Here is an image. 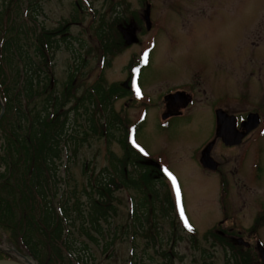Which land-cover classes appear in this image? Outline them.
<instances>
[{
	"label": "rangeland",
	"instance_id": "obj_1",
	"mask_svg": "<svg viewBox=\"0 0 264 264\" xmlns=\"http://www.w3.org/2000/svg\"><path fill=\"white\" fill-rule=\"evenodd\" d=\"M76 3L81 7V15L70 25L68 36L71 40L68 41L81 50L86 60L85 68L74 80L72 91L76 97L82 95L88 86L99 82L101 75L106 86L113 83L124 86L130 76V65L139 61L143 50L149 51L151 59L139 78L144 93L142 100L124 95L114 101L115 111L121 113L125 120L123 127L112 135L111 132L110 135L105 132L103 136L88 132L86 141H80L76 146L77 151L75 145L69 143L68 149L62 152L57 162H60L64 180L58 196L54 198V205H59L65 197L73 204L76 191L87 207L88 200L80 191L87 185L89 176L104 167L113 171L114 160L124 155L119 138L126 136L125 127L142 120L135 137L136 145L147 156V163L159 162L161 168L169 172L168 181L178 210H182L183 216L186 214L195 228V231L187 233L179 230L180 242L174 247L179 256L174 259V264H229L227 250L214 244L213 238H206L205 234L215 230L227 239L230 236L235 238L237 243L238 227L249 230L252 227L257 206L261 209L262 203L258 202L264 203V134L252 140L248 147L245 144L241 146L242 142L224 144L222 137L217 135L215 113L220 108L228 116L264 114V0H44L38 19L47 29L55 30L71 21L76 13ZM147 7L152 21L150 28L145 20ZM118 14L125 18L121 28L126 35L127 46L102 66L103 50L92 29L98 24V19L109 21ZM22 19L18 17V20ZM79 39L85 42L87 49L81 47ZM67 49L63 43L53 58L52 76L57 80L59 92L70 79L71 68L75 64ZM170 91H184L192 97L190 106L180 107L185 116L176 117L179 108H174L175 112H167L163 95ZM3 93L0 84V94ZM74 101L73 97L64 111L72 107ZM169 104L172 105L170 101ZM165 112L175 115V118L162 125ZM144 113H147L145 118ZM70 114L73 121L76 112L73 110ZM81 122L85 124L84 120ZM256 129L251 130V134ZM69 130V133L83 138L82 129H76L73 122ZM239 130L244 133L248 129L241 127ZM212 141L215 143L211 155L218 162L216 170L205 168L201 163L203 149ZM239 148L243 151L239 160L240 172ZM257 150L259 169L256 175L253 159ZM4 169L1 167V171ZM129 169L135 170L134 166L127 167ZM254 175L260 176L256 182ZM10 190L0 189L4 196L12 197ZM157 190L161 195L165 188L157 184ZM114 198L117 199L118 215L113 226L128 225L131 202L133 199L138 202L140 193L120 185L114 191ZM259 212L261 215L263 211ZM184 218L179 216L182 227ZM158 220L159 225L164 226L165 235L169 236L173 230L172 217L159 216ZM3 231L2 238L11 248H15L20 256L31 258V253L20 246L10 230ZM257 234L261 243L254 244L253 248L262 256L264 227ZM71 236L77 240V247L82 246L81 242L89 245L88 252H80L86 264H129L133 244L127 236H118L108 251L90 243L75 229ZM145 242L143 237L136 240L138 256L155 252L148 247L145 249ZM169 247L164 243L161 250ZM162 260L155 252L154 264ZM41 261L42 264L46 261L44 250ZM64 262L68 264L66 259Z\"/></svg>",
	"mask_w": 264,
	"mask_h": 264
},
{
	"label": "trees",
	"instance_id": "obj_2",
	"mask_svg": "<svg viewBox=\"0 0 264 264\" xmlns=\"http://www.w3.org/2000/svg\"><path fill=\"white\" fill-rule=\"evenodd\" d=\"M43 1L0 0V84L4 92L0 94V189H11L12 192V197H9L0 191V259L42 264L44 250V264H66L64 259L68 264H86L80 252H88L89 245L81 242L82 246H76L77 240L71 236L75 229L104 251L115 244L118 236L129 237L133 244L129 264H154L155 252L163 259L159 264H174V259L179 256L174 250L180 242L179 230L186 233L190 230L180 224L166 174L157 165L147 163L144 154L129 138L134 129L137 133L139 124H127L125 127L126 136L119 138L124 155L114 160L113 171L104 167L89 176L87 185L80 191L88 200L87 207L76 191L73 204L65 197L59 205H54V198L58 196L64 180L60 162H57L62 152L68 149L69 143H73L77 151L76 146L80 141H86L88 132L103 136L105 132L112 135L120 130L125 120L121 113L115 111L113 104L131 91L119 83L106 86L101 75L99 82L88 86L82 95L76 97L72 91L74 80L85 68L86 60L81 50L68 41L71 40L68 32L70 25L81 15V7L76 3V13L71 21L51 30L38 19ZM121 15L109 21L98 19V24L92 29L103 48L105 65L127 46L120 30L125 23ZM20 16L22 20H18ZM78 41L83 49H87L83 40ZM63 43L75 64L71 68L70 79L59 92L52 68L56 51ZM135 68L133 62L129 70L134 73ZM73 97L74 104L64 111ZM3 103L5 110L1 115ZM73 110L76 116L72 121L70 111ZM72 122L76 129H82L83 138L69 133ZM3 166L5 169L1 171ZM130 166H134L135 170H127ZM157 184L165 188L161 195L156 191ZM120 185L135 189L140 198L138 202L134 199L131 202L128 225L113 226V220L118 215L114 191ZM159 216L172 217L173 230L168 238L164 226L159 225ZM5 229L10 230L20 246L31 253V258L20 256L5 242L2 238ZM209 232L211 234L207 235ZM205 236L212 237L214 244L227 250L229 264H258L257 254L238 245L235 238L230 236L227 239L215 230L208 231ZM138 237L145 239V249L148 247L155 252L138 256L135 245ZM164 243L170 247L161 250Z\"/></svg>",
	"mask_w": 264,
	"mask_h": 264
},
{
	"label": "water",
	"instance_id": "obj_3",
	"mask_svg": "<svg viewBox=\"0 0 264 264\" xmlns=\"http://www.w3.org/2000/svg\"><path fill=\"white\" fill-rule=\"evenodd\" d=\"M147 14L145 20L147 22L148 28L151 27V19H150V8L147 7L146 10ZM129 35V33H128ZM125 40H127L125 35ZM127 42V41H126ZM175 100H179L176 102ZM167 101L171 102L174 108L186 107L189 102V96L186 95L184 91H177L175 93H171L167 96ZM5 107L2 105V112L1 115L4 113ZM170 116L169 114H165L164 118ZM259 115L257 114H250L248 119L242 123L243 127H246L248 130L244 133H241L240 130L237 128V118L234 115L228 116L226 112L222 109L217 110V135L218 137H222V140L227 145H234L239 143L246 133L253 130L257 127L259 123ZM214 141L210 142L202 152L201 163L205 168L216 170L218 167V162L212 157L211 151L214 146ZM0 264H24L17 260L13 259H0Z\"/></svg>",
	"mask_w": 264,
	"mask_h": 264
},
{
	"label": "flooded vegetation",
	"instance_id": "obj_4",
	"mask_svg": "<svg viewBox=\"0 0 264 264\" xmlns=\"http://www.w3.org/2000/svg\"><path fill=\"white\" fill-rule=\"evenodd\" d=\"M138 25V24H137ZM149 31V30H148ZM122 33V35H123V38L125 39V35H124V32H121ZM101 49H102V47H101ZM103 50V49H102ZM130 84H131V77L129 76L128 78H127V80H126V83H125V88L128 90V91H130ZM179 90V89H178ZM170 93H172V91H170L169 93H167V92H165V94L163 95V97H165V99H166V102H167V96L170 94ZM162 95V94H161ZM127 96H131L130 98L131 99H133V97H132V94L130 93L129 95H127ZM192 102H193V100H192ZM190 104H192V103H190ZM166 107H167V112H175L174 110H176V109H174V106L173 105H171V104H168L167 103V105H166ZM216 109V108H215ZM167 112H165L164 114H166ZM177 112H179V110H177ZM163 114V115H164ZM168 114V113H167ZM216 114V113H215ZM162 115V116H163ZM249 114H246L245 116L244 115H242V114H240V115H238V128H241V122L244 120V119H246L247 118V116H248ZM181 116H184L183 115V113H179V114H177L176 115V117H181ZM173 118H175V115H171L170 117H168V118H166L165 120L163 119V124H166V123H169V121L170 120H172ZM243 127V126H242ZM264 128V114H260V124L257 126V129H256V131L255 132H252V134H251V131L243 138V140H241L240 142H242L241 143V146H242V144L244 145H246V147H248V145L249 144H251V142H252V140L254 141V140H256V138H257V136H259L260 134H264V132H262L261 130ZM224 143V142H223ZM225 144V143H224ZM245 147V148H246ZM241 148H239V151L238 152H240V154H239V156H238V172H240V166H239V160H240V158H241V154H242V152L243 151H241L240 150ZM244 150V149H243ZM258 163H259V159H258V150H257V155H256V158L255 159H253V170H254V172L256 173V175H257V172H256V170H258L259 168H258ZM257 177L258 178H260V176H255L254 175V180H255V182H256V180H257ZM244 181H246L245 179H244ZM247 183H249V181H247ZM258 203H262L261 204V209H258V206H257V212H256V214H254V222H253V225H252V227L250 228V230L248 229V228H246V229H243V228H240V227H238V245H240V246H245V247H247V248H250V249H252L253 251H256L254 248H253V246H254V244H257L259 241H260V238L258 237V234L257 233H259V231L261 230V228H263L264 227V208L262 207L263 205H264V203L263 202H258ZM259 204V205H260ZM259 210H261V211H263L262 213H261V215H260V212H259ZM261 217V218H260ZM245 237V238H244ZM247 240V241H246ZM261 242V241H260ZM257 255H256V257H257V259H258V264H264V257L263 256H260V254L259 253H256ZM263 260H262V259Z\"/></svg>",
	"mask_w": 264,
	"mask_h": 264
},
{
	"label": "snow or ice",
	"instance_id": "obj_5",
	"mask_svg": "<svg viewBox=\"0 0 264 264\" xmlns=\"http://www.w3.org/2000/svg\"><path fill=\"white\" fill-rule=\"evenodd\" d=\"M137 94H139V89H137ZM181 214H183L182 210H181Z\"/></svg>",
	"mask_w": 264,
	"mask_h": 264
}]
</instances>
